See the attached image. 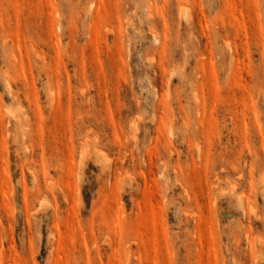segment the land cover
Returning a JSON list of instances; mask_svg holds the SVG:
<instances>
[{
	"label": "rangeland",
	"instance_id": "374dc122",
	"mask_svg": "<svg viewBox=\"0 0 264 264\" xmlns=\"http://www.w3.org/2000/svg\"><path fill=\"white\" fill-rule=\"evenodd\" d=\"M0 264H264V0H0Z\"/></svg>",
	"mask_w": 264,
	"mask_h": 264
},
{
	"label": "bare ground",
	"instance_id": "6f19581e",
	"mask_svg": "<svg viewBox=\"0 0 264 264\" xmlns=\"http://www.w3.org/2000/svg\"><path fill=\"white\" fill-rule=\"evenodd\" d=\"M135 123V122H134ZM167 244V243H166Z\"/></svg>",
	"mask_w": 264,
	"mask_h": 264
}]
</instances>
